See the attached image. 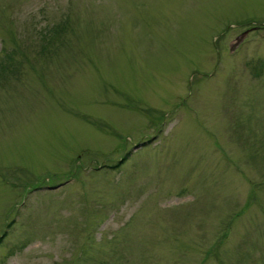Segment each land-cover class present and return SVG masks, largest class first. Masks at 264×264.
<instances>
[{"label": "rangeland", "instance_id": "rangeland-1", "mask_svg": "<svg viewBox=\"0 0 264 264\" xmlns=\"http://www.w3.org/2000/svg\"><path fill=\"white\" fill-rule=\"evenodd\" d=\"M6 53L0 264H264V0H0Z\"/></svg>", "mask_w": 264, "mask_h": 264}, {"label": "trees", "instance_id": "trees-1", "mask_svg": "<svg viewBox=\"0 0 264 264\" xmlns=\"http://www.w3.org/2000/svg\"><path fill=\"white\" fill-rule=\"evenodd\" d=\"M11 59L10 54L6 53L0 57V76H4L6 72H12V63L9 62Z\"/></svg>", "mask_w": 264, "mask_h": 264}]
</instances>
